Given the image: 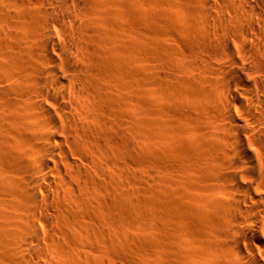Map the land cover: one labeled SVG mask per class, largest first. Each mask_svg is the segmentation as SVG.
Wrapping results in <instances>:
<instances>
[{
  "label": "bare ground",
  "instance_id": "bare-ground-1",
  "mask_svg": "<svg viewBox=\"0 0 264 264\" xmlns=\"http://www.w3.org/2000/svg\"><path fill=\"white\" fill-rule=\"evenodd\" d=\"M189 4L191 18L166 15V262L264 264V0ZM133 9L0 0V247L29 264L82 165L130 159L129 134L164 126L131 108Z\"/></svg>",
  "mask_w": 264,
  "mask_h": 264
},
{
  "label": "rangeland",
  "instance_id": "rangeland-1",
  "mask_svg": "<svg viewBox=\"0 0 264 264\" xmlns=\"http://www.w3.org/2000/svg\"><path fill=\"white\" fill-rule=\"evenodd\" d=\"M112 2L116 12L122 9L123 0ZM132 3L135 10L132 42L133 47L136 46L132 47L130 56H133L129 58L133 68L129 78L131 85L125 83L134 95L131 108L135 118L146 120L158 117L164 126L161 129L151 128L149 134L140 128L129 134L133 144L128 149L120 147L119 150L130 153L134 159L119 155L115 159L116 170L113 164L104 161L101 154L100 160L97 155L92 156L100 161L96 163L94 159L95 173L88 164L82 165L89 175L78 180L75 178L73 182H77L72 183L68 195H63L60 190L61 197H67L62 199L59 196L58 200L63 204L52 200L55 217L47 224L38 223V259L34 244L29 243L32 244L28 246L31 258L34 256L32 260H39L42 264L45 260L53 264H174L169 260L166 262V15L174 19L184 15L191 18L188 12L191 0H132ZM98 26L95 27L97 30L101 28ZM180 30L172 34L171 40L182 46L186 34ZM119 37L118 40L125 42L122 36ZM92 46L97 49V44ZM125 79L120 78L119 83L123 82L118 85L123 86ZM118 89L123 91L120 87ZM120 129L117 131L119 140L127 136V132ZM122 152L119 151V154ZM97 165L101 166L100 170ZM71 210L76 213L75 224L72 222L74 219L67 215V211ZM5 248L0 247V264H14V261L18 263L20 260L21 264L30 263L29 260L19 259V250Z\"/></svg>",
  "mask_w": 264,
  "mask_h": 264
}]
</instances>
